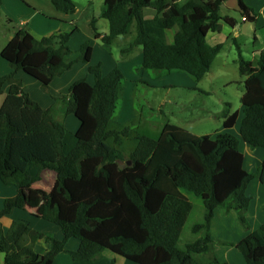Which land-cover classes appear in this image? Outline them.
Segmentation results:
<instances>
[{
	"label": "trees",
	"instance_id": "16d2710c",
	"mask_svg": "<svg viewBox=\"0 0 264 264\" xmlns=\"http://www.w3.org/2000/svg\"><path fill=\"white\" fill-rule=\"evenodd\" d=\"M50 2L59 12L75 10L72 0ZM222 2L104 0L100 16L107 19L109 31L101 36L94 23L91 28L104 44L132 33L130 48H141L144 68L182 71L198 81L222 48L209 45L206 33L220 20L235 23L221 15ZM146 7L155 11L152 18H145ZM239 9L244 20H256L257 13L242 0ZM171 29L175 35L168 43L166 33ZM69 38L70 33L36 38L21 28L0 51L12 68L0 76V93L8 86L0 106V180L16 191L4 200L0 217L23 208V189L51 170L55 181L44 196L42 218L58 225L63 234L62 240H52L46 253L37 254L33 245L40 232L21 221H13L6 231L0 226L3 264H53L61 252L73 261L92 262L104 250L135 264H227L215 255L210 225L217 209L223 214L233 210L239 228L247 230L245 189L255 176L264 187V159L256 171H248L239 149L241 140L264 151V50L254 63L237 49L244 76L237 136L228 131L197 136L166 123L157 139L141 135L125 155L120 145L130 129H109L123 79L118 67L103 74L100 65L89 66L93 83L78 78L70 85L63 106L78 121L76 131L55 118L54 108H42L33 100L16 77L21 71L48 88L74 62H88L89 42L84 41L78 57L70 60ZM222 115L223 127L231 129L235 114L226 108ZM169 180L193 198L206 195L201 200L202 219L190 229L195 238L182 248L178 244L193 204L167 193ZM69 238L78 241L76 250L65 248ZM218 244L235 245L246 264H264V222L236 243Z\"/></svg>",
	"mask_w": 264,
	"mask_h": 264
},
{
	"label": "crops",
	"instance_id": "0c3cea01",
	"mask_svg": "<svg viewBox=\"0 0 264 264\" xmlns=\"http://www.w3.org/2000/svg\"><path fill=\"white\" fill-rule=\"evenodd\" d=\"M10 1H13L11 2V4L16 6V10L22 11L23 12L22 14H24L30 21H36L39 18L37 15L40 13V10L36 6L29 4L26 1H22V3L25 6L19 1L9 0V3ZM92 1L93 0H88L86 3V7L79 6L77 2L73 1L75 4V10L70 13H63L57 11L58 14L56 16V21L58 22V25L54 26V28L49 30L47 36L55 33H70V38H69L70 41L71 37L78 29L76 26V22H77L76 16L85 15L87 11L86 19L89 22L90 34L92 38V39L90 38L91 43L89 42L90 40H86L89 42V45L91 46V54L89 61L95 62L96 63L95 65H100L103 74H107L113 67H118L123 75V79L121 81L118 92L116 108L109 121V129L120 130L132 120L134 114L133 89L138 81L156 86L175 84L184 87H198V84L202 81V79L205 76H212L214 72L213 71L214 65L215 64L218 65L221 59L222 60L220 63L221 66L220 69L222 70L220 71L222 75L224 74L223 72H228L227 70L228 65L234 66L235 69L239 70L238 62H237L238 59L237 49L240 50L241 55L244 57L245 60L252 61L254 63L257 61L261 51L264 50V0H242L246 6L252 8L257 13V18L255 21H248L243 19V16L241 15V11L239 9V0H223L220 8L221 15L223 16L225 15L233 18L235 20V23L231 25L223 20H220L215 30L208 31L206 33L205 39L209 45L214 46L221 44L222 48L221 51L217 54V56L214 58L210 70L203 76V78L197 81L189 74L175 70L153 71L158 73L155 76L153 75L151 76V74L148 71H152V70H148L144 68L142 65L143 55L141 49L137 50L139 51L137 54H133L132 50L135 47L130 48V42L122 49L125 53H127L125 61H116L110 56L108 52L105 51L103 46H110V44H104L101 41V36L107 34L109 31L108 21L105 24V27L102 29H98L95 26L98 19L103 18L100 16V14L103 8L104 0L102 3L99 4L97 10L90 13L89 10L91 8ZM1 3L2 0H0V4ZM143 13L145 18H152L155 15V11L149 7L144 8ZM0 16L4 17V15L1 12H0ZM91 23H94L97 32L100 33L101 36L99 37L94 36L93 30L91 28ZM27 25H28V21L23 20L20 22L19 29L21 28L27 29L36 38L43 37L37 34L39 33L38 31H35V29H39V28H35L33 26L34 28L32 27L30 29L28 28ZM15 31L17 30L15 29L11 31V34L7 38L8 39L7 42L10 40V38L12 37ZM174 35H175V30L171 29L167 31L166 40L168 43L173 42ZM4 47H5V40L0 42V51ZM97 50H99V52H97ZM103 54L106 56L107 59L106 62L109 63L108 66L106 65L103 66V62L101 60L102 58L99 57V55L103 56ZM100 61L102 62V64ZM74 66L76 65L73 64L68 70H66L60 76L53 78L49 83L48 88H52L58 94H62L66 92L67 95L70 85L76 79H78V77L86 78V80L90 84L93 83V76L89 73L88 75L85 74L86 71L84 68L77 69L78 74L76 73V76L68 73L71 70H75ZM11 71L12 68L9 65V63L5 59H3L2 56L0 55V76L6 75ZM160 72H166V73H160ZM16 77L22 80L23 87H24V82H32V81L35 82L33 78L24 74L21 71L16 72ZM30 79L31 81H29ZM157 80H161V81H157ZM230 81L231 80H229L227 83H229ZM7 89L8 86L6 85L4 86L3 92L0 93V106L5 98ZM30 97L32 98V96ZM32 99L35 100L42 108L46 109L52 107L46 98L38 97ZM119 100H121L122 102L121 107H119L118 105ZM111 122H113L115 126L110 127ZM77 128H78V121L76 120V123L75 124L73 123L72 128H68V129H70L71 131H76ZM241 142L242 145L239 144V149L245 157V168L248 171H251L254 165H257L256 169H258L261 166L262 161L264 159L263 149L262 150L260 148L251 149L243 141ZM253 156H255V159L249 160V158H252ZM248 162L251 163V168H250L251 170L248 169L247 167ZM54 181H55V173L51 170H44L41 174V179L39 181L23 189V202H24L23 208L21 209L13 208L8 214L0 217V226L4 231L7 230V228L13 221H21L29 225L32 229L40 232L42 236L33 245V251L36 252L37 254L46 253L52 245V240L60 241L63 238L62 231L58 225L51 223L42 218V213L44 209V196L51 190ZM166 191L171 195L174 196L177 195L176 194L177 191L168 192L167 188ZM15 193L16 191L14 186L9 184H4L0 180V208L2 207L4 200L6 198L13 197ZM245 194L249 197L248 207L245 212V217L248 222V229L244 230L242 228H239V226L237 225V215L235 211L230 210L226 214H223L219 209H217L214 217L211 220V225H210L211 236H212L211 230H214L215 229L214 225L218 223L219 227L228 226L232 228L233 230L232 234H234L236 237L234 243H236L244 236L257 229L264 222V187L262 186L258 176L252 178V180L248 183L245 189ZM204 197H206V195H203L201 197V200ZM184 199L188 200L187 197H184ZM225 241H229V240H225ZM219 247H223V246H218L216 245L215 242L214 252L218 260L222 259L224 261H229L230 262L229 264H246L243 255L235 247V245H228V246L226 245L228 250H226L224 253L218 251ZM65 248L69 250H76L78 248V241L76 239L69 238L66 241ZM132 263L109 250H104L102 252V257L99 260L92 262L73 261L67 252L59 253L53 261V264H132ZM0 264H3L2 254H0Z\"/></svg>",
	"mask_w": 264,
	"mask_h": 264
},
{
	"label": "rangeland",
	"instance_id": "374dc122",
	"mask_svg": "<svg viewBox=\"0 0 264 264\" xmlns=\"http://www.w3.org/2000/svg\"><path fill=\"white\" fill-rule=\"evenodd\" d=\"M14 1H19L20 3H22V1H26L29 4L39 8L40 13L37 15L39 18L36 21H30L24 14H22V11L16 10V6L11 4L13 1H10L9 3V0H2V3L0 4V12L4 15V17L0 16V42L5 40L6 44L8 40L7 38L11 34V31L15 29L19 30L20 22L23 20L28 21L27 26L30 29L33 26L35 28H39L35 29V31L39 32L37 33L39 36H47L49 30L58 25V22L56 21L58 12L52 6L50 0ZM73 1L77 2L79 6L86 7L88 0ZM102 2L103 0H93L89 12L92 13L93 11L97 10L99 4ZM86 14L87 11L85 15L76 16V26L78 29L71 37L68 44L72 51L69 56L70 60H74L78 57L79 48L84 41L90 40L89 42L91 43L92 38L90 34V26L86 19ZM106 23L107 20L99 18L95 26L98 29H102L105 27ZM131 39L132 33L125 36L121 35L116 37L110 46H103V48L114 60L125 61L127 53L122 52V49L129 42L131 43ZM138 49L141 48L135 47L132 50L133 54H137L139 52L137 51ZM97 52H99V50H97ZM99 57L102 58L100 59L103 62V66H108L109 63L106 62V56L103 54V56L99 55ZM221 60L218 65H214V72L212 76H205L198 84V87H184L175 84L156 86L138 81L133 89L134 114L132 120L126 124V126H128L130 129L128 138L123 139L120 145V148L123 150L125 155L133 150L139 136L144 135L153 139H157L166 123L180 126L189 133L197 136L205 134L214 135L223 131L231 132L237 136L238 121L240 120L242 114L241 98L244 92V84L242 82L244 76L240 74L238 69H235L234 66L230 65H228V72H223L224 74L222 75L220 71L222 70L220 69ZM73 64L76 65L74 66L75 70H71L68 73L76 76V73L78 72L77 69L79 68H84L86 71L85 74L88 75V66H94L96 63L90 61H77ZM148 72L151 74V76H155L158 73L153 71ZM229 80L231 81L227 83ZM29 81H31V79ZM34 81L35 82H24L25 91L29 93L32 98H46L51 104L52 108L55 110V118L65 124L67 128H72L73 123H76V118L72 114H66L64 111L63 98L66 96V92L58 94L52 88H45L36 80ZM121 103V100H119V107H121ZM226 108H228L231 114H235L236 116L237 122L231 129H225L223 127L224 118L222 113ZM113 126L115 125L113 122H111L110 127ZM241 143L242 142L240 140V145H242ZM254 159L255 156L249 158V160ZM256 166L257 165H254L253 169L251 170V163H247V167L251 171H256ZM166 188L168 192L177 191V195L175 196L180 198L187 197L188 200L193 204V208L183 226L180 236L178 246L182 248L185 242L195 238V235L191 233L190 229L192 224L202 219L203 205L201 203V198H193L190 194L178 189L171 180L168 181ZM214 227L215 229L211 230L213 237L212 239H214L213 241L216 242V245L223 246L219 247L218 251L224 253L226 250H228V248L224 245H219L218 241L229 240L226 242L234 243L236 237L234 234H232V228L228 226L219 227V224L216 223ZM219 261L226 263L228 262L227 264L230 263L229 261H224L222 259H219Z\"/></svg>",
	"mask_w": 264,
	"mask_h": 264
},
{
	"label": "built area",
	"instance_id": "2783aa9c",
	"mask_svg": "<svg viewBox=\"0 0 264 264\" xmlns=\"http://www.w3.org/2000/svg\"><path fill=\"white\" fill-rule=\"evenodd\" d=\"M244 19V18H243Z\"/></svg>",
	"mask_w": 264,
	"mask_h": 264
}]
</instances>
